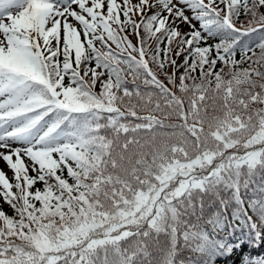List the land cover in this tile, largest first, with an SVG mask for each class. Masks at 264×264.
<instances>
[{"label": "snow or ice", "instance_id": "6c2138e0", "mask_svg": "<svg viewBox=\"0 0 264 264\" xmlns=\"http://www.w3.org/2000/svg\"><path fill=\"white\" fill-rule=\"evenodd\" d=\"M104 7L105 0H0V149L8 150L0 157L15 179L0 169V197L15 212L0 210V264H97L99 250L158 215L169 193L185 191L177 178L228 149L253 150L220 167L264 155V107H253L264 106V0H106V14ZM241 10L249 19L237 27ZM137 12L140 22L130 15ZM256 32L258 54L241 46ZM172 118L182 123H163Z\"/></svg>", "mask_w": 264, "mask_h": 264}, {"label": "trees", "instance_id": "16d2710c", "mask_svg": "<svg viewBox=\"0 0 264 264\" xmlns=\"http://www.w3.org/2000/svg\"><path fill=\"white\" fill-rule=\"evenodd\" d=\"M248 19L249 17L241 10L236 23L239 27L246 26ZM181 31L188 33L191 30L183 28ZM260 36L261 33L256 32L243 37L241 46L255 49L258 54L256 44ZM129 39L135 45L136 36L130 34ZM216 42L218 41L213 39L207 41L208 44ZM161 47L163 48L164 44H161ZM154 48L155 42H152V49ZM248 55L252 53L249 52ZM172 58L176 59L178 64L183 63V56L177 58L173 53ZM236 59L240 60L239 48ZM221 67L223 65L218 63L216 71ZM240 67H248V62L241 64ZM166 69L169 74L174 71L167 65ZM182 73L183 68L175 70V79L178 80ZM194 75H198V72ZM159 78L167 84L166 76L159 75ZM128 87L131 89L133 85L129 83ZM141 88L143 89V85ZM96 90L99 91V85ZM175 91L177 95H182L178 88ZM207 114L221 115L219 111L213 112L211 109ZM126 119L134 120L132 117ZM163 123L170 125L182 121L172 118L163 120ZM162 131L170 133L173 129L164 128ZM234 149L226 150L224 155H230ZM215 158L211 165L198 169V175L206 178L202 188L192 189L188 193L183 192L175 198L169 193L168 199L161 200L163 207L155 216L157 219L153 223L146 219L130 226L126 238L97 252L93 257L97 264H103L105 255L107 264H240L247 250H264V155H261L260 161L254 166L246 164L230 166L221 175L213 172L217 162ZM67 179L71 183V179ZM178 181H173V184L176 182L178 184ZM34 188L42 189L43 184L38 182ZM170 189L174 191L175 187L170 185ZM241 202L245 204L253 218L259 241L255 240V230L245 217ZM36 203L39 206L38 202ZM0 210L9 216L15 215L14 210L2 197Z\"/></svg>", "mask_w": 264, "mask_h": 264}, {"label": "rangeland", "instance_id": "374dc122", "mask_svg": "<svg viewBox=\"0 0 264 264\" xmlns=\"http://www.w3.org/2000/svg\"><path fill=\"white\" fill-rule=\"evenodd\" d=\"M139 1V0H138ZM58 2H60V0H58ZM62 2V0H61ZM177 2V1H176ZM75 10L78 11V9L76 8V6H73ZM105 12L107 11V7H106V0H105V7H104ZM157 9H153V11L155 12ZM19 11V9L16 8V10L13 11H8L11 12L13 15H15L17 12ZM5 15V22H7L6 20V16H7V12L4 14ZM164 15H167V13H164ZM7 149H0V152H4L7 154ZM13 159H15V157H13ZM25 159V164L26 166H29V174L33 175L34 173L31 172L30 170V161L27 160V158ZM0 169H3L4 172L7 174L8 172H10L11 170L7 167L6 162L3 161L2 157H0ZM250 264H264V259H262L260 262H255V261H251Z\"/></svg>", "mask_w": 264, "mask_h": 264}]
</instances>
